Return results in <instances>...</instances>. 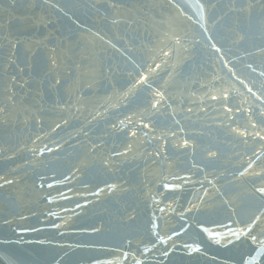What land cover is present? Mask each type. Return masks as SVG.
<instances>
[{"label": "water", "instance_id": "obj_1", "mask_svg": "<svg viewBox=\"0 0 264 264\" xmlns=\"http://www.w3.org/2000/svg\"><path fill=\"white\" fill-rule=\"evenodd\" d=\"M257 189L264 0H0V264H244Z\"/></svg>", "mask_w": 264, "mask_h": 264}, {"label": "snow or ice", "instance_id": "obj_2", "mask_svg": "<svg viewBox=\"0 0 264 264\" xmlns=\"http://www.w3.org/2000/svg\"><path fill=\"white\" fill-rule=\"evenodd\" d=\"M215 98V97H214ZM147 127V125H145ZM243 134V133H242ZM251 167V165H249ZM10 182V181H9ZM169 185H165V188H168ZM262 195H264V189H257ZM259 219V217H257ZM256 221H252L250 224L239 226L236 230L230 229L231 236L235 238V240H240L241 237H245L251 239L253 243L257 244V248L253 255L250 256L249 259L244 261V264H258L260 257L264 256V238L257 241V237L255 235L249 236V233L252 230V227L255 225ZM232 239L228 240V243H233ZM191 247V246H189ZM191 251H199V248H191ZM168 253L165 252V255Z\"/></svg>", "mask_w": 264, "mask_h": 264}]
</instances>
